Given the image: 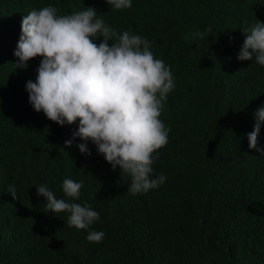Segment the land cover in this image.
<instances>
[{
	"label": "trees",
	"instance_id": "obj_1",
	"mask_svg": "<svg viewBox=\"0 0 264 264\" xmlns=\"http://www.w3.org/2000/svg\"><path fill=\"white\" fill-rule=\"evenodd\" d=\"M215 1L132 0L130 8L112 17L134 24L178 82L162 109L170 131L167 145L154 154L153 176H166L158 188L130 194L102 155L84 156L75 141L73 147L63 145L53 127L71 125L60 126L22 101L3 109L2 174L24 159L21 188L37 193V186L46 185L64 199L62 180L82 182L73 202L100 213L90 230L105 236L99 244L88 242L87 231L67 226L68 213L56 216L32 192L13 213L12 202L0 196V264H28V259L29 264H264V153L244 146L247 114L242 111L244 87L255 78L250 73L264 72V66L253 65L255 60L236 64L233 46L224 50L207 39H185L196 9L190 26L202 11L198 24L204 30L225 27V10L214 11ZM232 1L240 18L250 14L251 4ZM45 4L0 0V9ZM169 9L175 36L145 33V25ZM4 25L0 21V35ZM232 62L246 72L226 71ZM258 147L264 149V139H258Z\"/></svg>",
	"mask_w": 264,
	"mask_h": 264
},
{
	"label": "clouds",
	"instance_id": "obj_2",
	"mask_svg": "<svg viewBox=\"0 0 264 264\" xmlns=\"http://www.w3.org/2000/svg\"><path fill=\"white\" fill-rule=\"evenodd\" d=\"M47 4L20 10L5 5L0 21V113L18 101L31 104L37 113L69 130L60 133L64 146L73 141L84 156L102 155L107 169L122 178L132 195L145 194L163 185L164 174L153 176L154 155L168 143L170 129L162 109L177 81L170 67L151 51V42L137 33L132 23L112 18L132 6V0H46ZM225 27L211 33L200 20H188L187 40H209L224 50L233 46L238 65L264 66V0H245L251 12L238 16L235 2L217 0ZM170 9L149 21L145 33L175 36ZM112 24H110V22ZM196 23L198 26L194 25ZM233 62L226 71L244 73ZM222 68L223 66L218 63ZM254 80L244 87L243 112L247 114L244 146L264 153V72L250 73ZM26 161L6 176L0 162V196L12 202V212L25 202L20 184L26 178ZM67 199L57 198L46 185L37 186L42 207L56 216L68 213L67 226L87 231L86 240L99 244L105 233L90 230L100 213L79 200L82 182L65 178L60 183ZM35 188V190H36ZM34 191V190H33ZM29 264V259L26 260Z\"/></svg>",
	"mask_w": 264,
	"mask_h": 264
}]
</instances>
